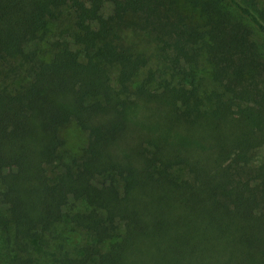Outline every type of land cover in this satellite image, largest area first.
I'll use <instances>...</instances> for the list:
<instances>
[{
	"label": "trees",
	"instance_id": "1",
	"mask_svg": "<svg viewBox=\"0 0 264 264\" xmlns=\"http://www.w3.org/2000/svg\"><path fill=\"white\" fill-rule=\"evenodd\" d=\"M254 33L264 0H0L3 264L54 228L56 264H264Z\"/></svg>",
	"mask_w": 264,
	"mask_h": 264
},
{
	"label": "rangeland",
	"instance_id": "2",
	"mask_svg": "<svg viewBox=\"0 0 264 264\" xmlns=\"http://www.w3.org/2000/svg\"><path fill=\"white\" fill-rule=\"evenodd\" d=\"M124 42L130 46L134 51L136 52H141L145 53L149 63V67L152 65V63L155 62L154 58V48L153 44L150 41V39L145 36L142 33L139 32H134V31H126L122 35ZM254 39L256 43L259 46V49L262 51L263 50V40L262 38L254 33ZM264 52V50L262 51ZM154 61V62H153ZM142 77H144V72L142 74ZM81 140V138L78 136L77 141ZM61 229L54 228L50 231V237L52 239L51 243L48 244L46 247H38V246H33L34 248V264H56L54 261V256L56 253H58V239H61ZM64 233V230H63ZM71 238V235H65L64 233V238ZM2 240V238L0 237ZM83 239V238H82ZM81 239V241H82ZM2 247V248H1ZM7 259V252L4 251V248L2 246V243L0 241V264H3Z\"/></svg>",
	"mask_w": 264,
	"mask_h": 264
}]
</instances>
